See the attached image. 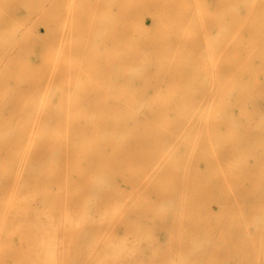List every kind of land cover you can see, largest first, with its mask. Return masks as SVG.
<instances>
[{
  "label": "bare ground",
  "instance_id": "obj_1",
  "mask_svg": "<svg viewBox=\"0 0 264 264\" xmlns=\"http://www.w3.org/2000/svg\"><path fill=\"white\" fill-rule=\"evenodd\" d=\"M163 2V9L155 0L98 3L112 65L86 85L73 60L86 24L77 0L66 1L62 19L55 0H0V23L18 3L35 14L0 24V264L2 256L11 264H162L160 224L179 180L227 176L211 134L234 149L243 137L255 156V129L264 124V0ZM187 8L197 25H188ZM213 19L219 26L209 29ZM100 26L91 19L87 30L103 36ZM129 26L146 35L123 40ZM29 36L46 44L39 61ZM200 56L209 62L199 64ZM47 71L61 73V82L43 85Z\"/></svg>",
  "mask_w": 264,
  "mask_h": 264
},
{
  "label": "rangeland",
  "instance_id": "obj_2",
  "mask_svg": "<svg viewBox=\"0 0 264 264\" xmlns=\"http://www.w3.org/2000/svg\"><path fill=\"white\" fill-rule=\"evenodd\" d=\"M66 1L55 0L53 6L54 11L58 13L57 16H61V19L64 13L63 5ZM155 1L156 6L163 9V0ZM77 2V12L84 18L86 24L85 30L78 35L81 45H75L73 60L76 61L78 67L79 82L93 85L96 79L98 80V77H96L97 72L104 71L105 74H109L107 69L112 63L108 59L113 55V45L109 42V32L106 31L103 20H99V15L104 9L100 4L98 6L101 0H77ZM95 3L97 8L93 5ZM28 7L25 3L7 7L2 20L3 25L6 28H11L17 20H31L35 14L33 15ZM94 9H97V12L94 13ZM188 9L185 13L186 18H188V25L195 26L198 20ZM211 9L214 13H218L217 11L221 9V6L212 4ZM91 19L93 22L96 20L98 24L100 22V30L101 33L103 32V36L100 33L97 35L88 32L87 29L91 25ZM166 21L171 24L177 23L179 20L169 17ZM2 23L0 24L2 25ZM207 26L209 29H214L219 26V23L216 19H213L208 21ZM46 27L44 23L36 25L40 34L48 32ZM133 33H137L141 38L146 35L145 30L138 28L134 31L133 27L129 26L124 36H122L123 40L128 41L129 36ZM32 37L26 38V47L34 54L36 61H39L41 60L39 55L41 47H46V44L38 41L36 36ZM189 43L192 47L203 49L200 39L191 38ZM135 48L137 47L134 46L131 49L135 50ZM140 48L143 49L144 47L141 45ZM202 55L204 54L202 53ZM69 60L70 57L66 62L68 63ZM207 62L209 60L205 57H199V64ZM218 67L221 73L225 72L224 65L219 64ZM51 79L60 83L62 74L56 76L47 71L42 77V84L49 83ZM9 82L12 83V80L9 79ZM4 88L0 84V97ZM178 90L181 94L186 92L185 79H179ZM74 92L72 90V93ZM17 103L21 102L17 101ZM91 110L92 107L90 106L83 107V113H89ZM1 112L4 117H8L12 112L11 106L2 108ZM254 134L259 139L255 156H252L249 152V146L243 137L237 138L238 147L234 149L222 146L218 143L217 138L211 134L210 144L212 145L210 148L213 152L215 151L214 154L218 157L227 176L225 179L211 177L208 178L209 180L202 181L195 178L187 181L179 180V191L174 193L175 195H169L166 199L172 209L171 213L168 217L163 218L160 224L162 264H264L263 123H258ZM205 136L207 137L206 133ZM201 162L199 161L200 167H202ZM254 164L258 165L257 170L253 167ZM209 166L213 168L211 164ZM256 171L258 177L253 175ZM183 183L200 184V186L188 188L185 192L180 188ZM174 216L176 222L174 226H171L169 219ZM145 250H148V247ZM178 258L179 260H177ZM1 259L3 264H11L4 256Z\"/></svg>",
  "mask_w": 264,
  "mask_h": 264
}]
</instances>
